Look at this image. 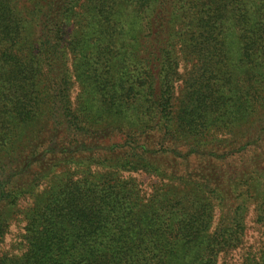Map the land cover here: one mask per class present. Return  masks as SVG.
I'll list each match as a JSON object with an SVG mask.
<instances>
[{
    "label": "trees",
    "instance_id": "obj_1",
    "mask_svg": "<svg viewBox=\"0 0 264 264\" xmlns=\"http://www.w3.org/2000/svg\"><path fill=\"white\" fill-rule=\"evenodd\" d=\"M13 222L0 264H264V0H0Z\"/></svg>",
    "mask_w": 264,
    "mask_h": 264
},
{
    "label": "rangeland",
    "instance_id": "obj_2",
    "mask_svg": "<svg viewBox=\"0 0 264 264\" xmlns=\"http://www.w3.org/2000/svg\"><path fill=\"white\" fill-rule=\"evenodd\" d=\"M125 177H132L136 180V182H138L139 186L142 189L148 190V186L150 185V183L152 181H154V178L145 174V173H131V174H124ZM19 230V226L17 224V222H13L10 225V231L8 232V234L6 235L5 239L2 241V243L0 244V253H16L19 251V246L18 245V237H17V232ZM251 231V230H249ZM249 231L247 233V238L248 240H252V236H254V234L252 232ZM232 258H238V252L237 251H233L231 253Z\"/></svg>",
    "mask_w": 264,
    "mask_h": 264
}]
</instances>
